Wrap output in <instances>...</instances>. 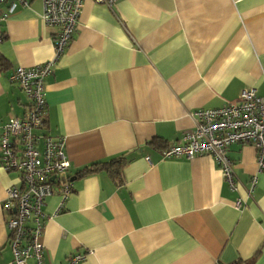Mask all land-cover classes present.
I'll list each match as a JSON object with an SVG mask.
<instances>
[{"label": "crops", "instance_id": "obj_1", "mask_svg": "<svg viewBox=\"0 0 264 264\" xmlns=\"http://www.w3.org/2000/svg\"><path fill=\"white\" fill-rule=\"evenodd\" d=\"M0 25V125L23 119L30 100L9 76L53 56L56 28L40 0ZM253 89L264 99V0H84L76 29L44 85V126L63 138L71 193L54 190L41 242L43 264H264V171L251 145L232 144L235 189L207 156L162 159L198 109ZM122 159L120 175L78 176ZM257 182L251 190V179ZM0 165V264L12 261ZM240 201V207L235 202ZM34 264L33 260L28 261Z\"/></svg>", "mask_w": 264, "mask_h": 264}, {"label": "built area", "instance_id": "obj_2", "mask_svg": "<svg viewBox=\"0 0 264 264\" xmlns=\"http://www.w3.org/2000/svg\"><path fill=\"white\" fill-rule=\"evenodd\" d=\"M84 0H40L42 23L56 28L52 42L53 56L43 64L18 67L9 80L30 100V109L23 119L9 118L0 125V165L6 172H15L21 187L6 190L2 208L8 214L6 226L12 261L7 264H43L41 237L49 217L43 211L45 200L55 191L65 200L71 183L63 178L69 168L63 138L38 135L44 126L45 79L56 66L72 39ZM108 8L118 0H93ZM31 0H0V25L6 21L3 8L29 7ZM3 36L0 34V41ZM194 126L182 142L161 153L162 159L197 156L211 158L219 167L224 181L235 189L233 163L228 157L232 144L251 145L256 151L258 171H264V99L253 89L242 91L239 98L217 109H198ZM257 179H251V190ZM241 202L236 201L239 208ZM85 254L71 256L66 264H79Z\"/></svg>", "mask_w": 264, "mask_h": 264}, {"label": "trees", "instance_id": "obj_3", "mask_svg": "<svg viewBox=\"0 0 264 264\" xmlns=\"http://www.w3.org/2000/svg\"><path fill=\"white\" fill-rule=\"evenodd\" d=\"M124 165L122 159H112L108 162H99L90 165L78 173V176H84L90 173L105 171L112 176L120 175V171Z\"/></svg>", "mask_w": 264, "mask_h": 264}]
</instances>
